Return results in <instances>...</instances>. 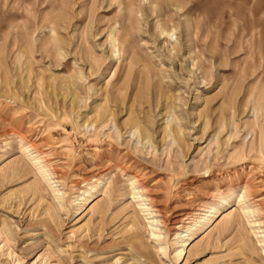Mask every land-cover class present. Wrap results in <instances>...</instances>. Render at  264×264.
<instances>
[{"label": "rangeland", "instance_id": "rangeland-1", "mask_svg": "<svg viewBox=\"0 0 264 264\" xmlns=\"http://www.w3.org/2000/svg\"><path fill=\"white\" fill-rule=\"evenodd\" d=\"M0 264H264V0H0Z\"/></svg>", "mask_w": 264, "mask_h": 264}, {"label": "bare ground", "instance_id": "bare-ground-1", "mask_svg": "<svg viewBox=\"0 0 264 264\" xmlns=\"http://www.w3.org/2000/svg\"><path fill=\"white\" fill-rule=\"evenodd\" d=\"M35 158V157H34ZM138 183H137V181H134L133 182V185H137ZM244 194H245V192H244ZM244 194L240 197V199H239V203H242V201H243V198H244ZM146 211L148 212L147 213V215H152L151 213V210L149 209V207L148 208H146ZM234 211H236V208L234 207L233 208V210L231 211V212H229V214H231V213H233ZM151 212V213H150ZM217 213V211L215 210L214 212H212V216H211V218H213L214 216H215V214ZM208 222H210V220H207Z\"/></svg>", "mask_w": 264, "mask_h": 264}]
</instances>
